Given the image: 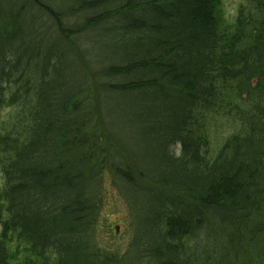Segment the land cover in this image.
I'll return each mask as SVG.
<instances>
[{"label":"trees","instance_id":"1","mask_svg":"<svg viewBox=\"0 0 264 264\" xmlns=\"http://www.w3.org/2000/svg\"><path fill=\"white\" fill-rule=\"evenodd\" d=\"M224 4L0 0V264H264V0Z\"/></svg>","mask_w":264,"mask_h":264},{"label":"rangeland","instance_id":"2","mask_svg":"<svg viewBox=\"0 0 264 264\" xmlns=\"http://www.w3.org/2000/svg\"><path fill=\"white\" fill-rule=\"evenodd\" d=\"M227 15L234 17L241 0H224ZM9 110L4 109L0 114V127ZM213 132L214 143L220 144L233 130L227 122H218ZM2 176L0 173V182ZM105 201L100 212L97 228L98 246L124 255L131 245L133 239V228L129 207L120 192L111 183V178L106 177ZM15 240H13V245ZM23 256V255H22Z\"/></svg>","mask_w":264,"mask_h":264}]
</instances>
